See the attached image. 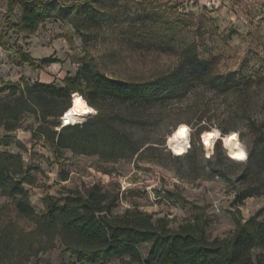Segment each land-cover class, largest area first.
Segmentation results:
<instances>
[{"label":"rangeland","instance_id":"obj_1","mask_svg":"<svg viewBox=\"0 0 264 264\" xmlns=\"http://www.w3.org/2000/svg\"><path fill=\"white\" fill-rule=\"evenodd\" d=\"M51 1L56 15L28 31L16 26L21 16L18 1L0 0V87L20 80L63 86L82 58L116 79L163 75L182 67L183 50L190 44L209 61L210 75L189 82L181 97L134 104L106 97L103 112L118 123L119 132H128L129 149L139 147L116 158L55 150L38 130L41 122L34 108L22 114L19 127L7 131L0 126V149L22 155L27 177L23 186L36 212L43 211L48 196L85 193L98 185L112 214L139 211L153 220L165 219L171 228L202 223L211 239L229 237L235 218L245 220L259 209L264 217V192L242 204L235 202L243 187L264 190V156L258 165L248 164L249 150L264 134L243 111L257 112L264 103V0H91L77 19L76 5L87 0ZM159 19L178 25L176 33L157 34L153 21ZM145 25H150L149 37L141 30ZM22 53L30 60H22ZM226 73H234L240 82L229 84L218 77ZM237 87H242L240 95ZM92 107L95 111L83 121L96 114ZM200 116L206 130L221 136L236 132L245 158H232L219 137L212 145L204 143L201 134L206 130L197 133ZM181 123L189 128V143L184 153L176 154L169 137ZM223 128L230 131L223 133ZM51 129L58 131L59 126ZM4 135L12 136L7 144L1 142ZM150 245H140L143 258ZM0 264L84 263L58 237L51 242L38 232L36 223L19 213L13 198L0 189ZM106 264L140 263L124 256Z\"/></svg>","mask_w":264,"mask_h":264},{"label":"trees","instance_id":"obj_2","mask_svg":"<svg viewBox=\"0 0 264 264\" xmlns=\"http://www.w3.org/2000/svg\"><path fill=\"white\" fill-rule=\"evenodd\" d=\"M17 1L21 6V16L16 26L22 30L33 31L41 21L56 15L51 0ZM89 1L76 5V19L80 8L89 5ZM62 6L75 8L74 4ZM155 22L157 34L173 36L178 30V25L168 19H159L153 24ZM141 30L149 37L150 25ZM21 56L22 60H30L25 53ZM47 60L42 62L47 63ZM208 62L199 57L196 44H190L183 50L181 68L163 75L121 80L105 75L90 59L82 58L78 60L75 74L65 77L63 86L53 82L20 80L0 87V91L7 90L0 96V126L7 131L19 127L22 114L34 108L41 122L37 128L55 150L70 148L73 152L107 154L110 158L123 156L127 150L135 152L139 147H127L126 143L130 140L128 132H119L118 123L107 118L102 109L103 100L106 97L121 98L134 104L155 102L168 96H184L191 86L189 82L194 84L203 76L210 75L206 67ZM218 77L229 84L240 82L234 73ZM243 80L247 84L248 80ZM237 88H240V95L242 87ZM246 88L249 90L252 87ZM75 91L97 109L96 114L80 124L64 125L58 131L51 129L52 126H59L60 116L70 107ZM243 111L248 122L264 134V103L257 112L246 108ZM201 118H198L197 133L208 129L205 123H200ZM221 131L227 133L230 129L223 128ZM11 139V135H4L1 142L7 144ZM263 156L264 139L249 150L248 164L258 165ZM62 178L66 179V174ZM26 179L22 155L0 149L2 193L13 198L18 212L35 222L38 232L51 242L58 237L64 248L84 264H106L111 258L124 256L140 264H264L262 209L245 220L235 218V228L229 237L211 239L202 223H185L171 228L165 219L153 220L151 214L139 211L112 214L106 203L107 196L98 185H93L85 193L71 191L61 198L48 196L43 211L38 213L23 186ZM263 192L256 185L243 187L237 191L235 202L242 204L245 198ZM146 242L151 245L143 258L139 247Z\"/></svg>","mask_w":264,"mask_h":264},{"label":"bare ground","instance_id":"obj_3","mask_svg":"<svg viewBox=\"0 0 264 264\" xmlns=\"http://www.w3.org/2000/svg\"><path fill=\"white\" fill-rule=\"evenodd\" d=\"M94 108L86 101L83 95L79 92L72 97L69 113L72 118L77 115L87 116L94 112ZM218 131L206 130L201 134V139L204 143L212 145L214 141L220 137ZM223 138L224 146L227 147L229 155L235 159H244L246 151L241 145L236 132H230L221 136ZM189 143V128L186 124H179L169 137V144L176 154H182L186 151Z\"/></svg>","mask_w":264,"mask_h":264},{"label":"built area","instance_id":"obj_4","mask_svg":"<svg viewBox=\"0 0 264 264\" xmlns=\"http://www.w3.org/2000/svg\"><path fill=\"white\" fill-rule=\"evenodd\" d=\"M75 93H78L77 91L72 93V97ZM80 95H82L80 93ZM72 101V100H71ZM84 115H77L75 118L71 117V114L69 113V107L63 112V114L60 116V124L59 128L64 125H69V124H80L83 122ZM85 117V116H84Z\"/></svg>","mask_w":264,"mask_h":264},{"label":"water","instance_id":"obj_5","mask_svg":"<svg viewBox=\"0 0 264 264\" xmlns=\"http://www.w3.org/2000/svg\"><path fill=\"white\" fill-rule=\"evenodd\" d=\"M219 138H221L222 140H223V138L220 136ZM225 148H226V150H227V153L229 154V152H228V149H227V147L225 146Z\"/></svg>","mask_w":264,"mask_h":264}]
</instances>
